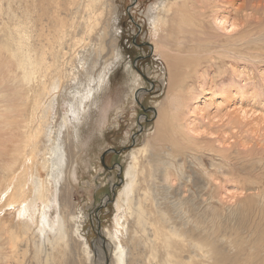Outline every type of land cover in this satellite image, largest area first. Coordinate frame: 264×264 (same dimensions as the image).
<instances>
[{
	"label": "bare ground",
	"instance_id": "obj_1",
	"mask_svg": "<svg viewBox=\"0 0 264 264\" xmlns=\"http://www.w3.org/2000/svg\"><path fill=\"white\" fill-rule=\"evenodd\" d=\"M222 1L159 0L155 3L150 15V33L157 40L155 51L169 64L168 91L174 79L177 80L173 71L174 64L179 68L177 56L186 55L183 68L193 70L199 61L193 53L212 55L216 45L237 49L243 39L261 36L257 27H246L240 34L219 42L215 30H206L205 24L212 20L215 25L224 26L228 21L222 13ZM228 1L233 5L234 0ZM245 1L239 2L235 10L243 13L246 6L254 10L264 3V0ZM113 2L81 0L83 13L75 22L72 14L80 9L76 0H0V214H15L17 229L22 233L32 229L40 233V237L46 235L45 240L52 234L48 245L51 243L53 253L41 257V247H37L38 262L45 260L50 264L49 260L70 252L67 241L70 211L65 199L70 195L68 157L72 156L74 146L68 140L67 130L73 127L70 116L80 119L87 101L106 78L110 58L103 55L108 52L104 33ZM61 9L68 18L65 22L58 13ZM190 13L193 17H189ZM243 16V21L248 22ZM109 43L113 44L111 40ZM98 60L103 61V67L96 68ZM65 85L71 89L68 93L63 91ZM168 98L171 96H166V100ZM158 110L159 120L167 115L165 121L172 125V134L184 139L188 147L189 141L179 122H174L175 118L179 120L176 116L179 108L174 109L172 115L160 106ZM162 127H157L156 134L147 139L143 147H136L130 153L127 180L118 195L115 228L108 233L114 247L110 264H264V232L260 231L253 239L247 235L233 239L226 226L236 215L235 218L240 219L237 229H241L244 218L242 220L237 211L245 201L227 213L219 211L212 201V192L208 193L210 188L205 191L209 181L201 178L195 181V186L200 187V198L195 203L193 193L184 191L187 182L192 181L191 176L185 177L183 163L178 157L168 158L166 155L172 154L162 148V144L168 142L178 156L184 154L181 152L184 145L160 135ZM57 153L61 165L56 167V176L60 178L57 177L59 214L55 222L49 218L47 210L51 205L50 176L55 170ZM64 163L66 167L62 169ZM211 165L220 168L214 162ZM198 166L208 174V168L200 159ZM176 178L178 187L174 189L168 182ZM248 189L243 187L245 191ZM253 197L262 201L264 187L254 192ZM10 221L7 218L0 221V233L7 232L6 242L14 247L18 234ZM249 232L252 235L253 232ZM250 243L254 247L247 252L246 244ZM259 252L262 257L256 261L255 255ZM229 254L231 258L226 259Z\"/></svg>",
	"mask_w": 264,
	"mask_h": 264
},
{
	"label": "rangeland",
	"instance_id": "obj_2",
	"mask_svg": "<svg viewBox=\"0 0 264 264\" xmlns=\"http://www.w3.org/2000/svg\"><path fill=\"white\" fill-rule=\"evenodd\" d=\"M80 1L76 0L79 12L72 14L75 22L80 20L83 13ZM158 1L114 0L113 11L108 14L110 18L104 33L108 52L103 54L104 58H110L107 61L110 66L105 70L106 78L87 101L86 110L80 119L75 115L70 116L73 127L69 126L67 130L68 140L74 146L72 156L68 157L70 195L65 199L70 211L67 240L70 252L64 257L62 255L49 260L50 264L111 263L114 247L109 242L108 233L115 228L116 205L127 180L126 170L132 159L130 153L136 147H143L146 140L156 134L157 127L162 125L160 135L180 146L184 145V151H181L184 154L178 156L168 142L162 144V148L172 154L166 155L168 158L174 159L175 156L183 163L185 177L191 176L192 181H186L184 191L193 193V201L196 203L200 198V187L195 186V181L201 178L209 181L205 191L210 188L208 193L212 192V201L219 211L227 213L245 201L242 205L244 208L240 206L237 211L241 214L240 218H244L241 229L239 227V230H243L237 229L240 219L237 220L236 215L226 224L233 239L241 235L253 239L260 231L264 232V198L257 201L253 197L254 192L264 187V3L254 10L246 6L242 13L235 10L242 0H234L233 5L228 0L222 1V13L228 20L224 22L226 29L208 19L205 24L206 30H215L216 39L221 40L219 42L240 34L246 27H257L261 36H253L252 40L243 39L237 49L216 45V52H212V55L193 53L199 60L193 70L185 71L183 68L186 55L177 56L182 72L174 64L177 80L174 79L168 91L169 64L155 51L157 40L150 33V15ZM58 13L64 22L67 21L62 9ZM242 16L248 22L243 21ZM189 17H193L192 13ZM235 23L237 26H234ZM2 26L5 32V23ZM246 32L244 30L243 33ZM110 40L113 44L109 43ZM102 60H98L96 68L104 66ZM92 70L95 72L94 67ZM63 91L68 93L71 89L65 85ZM168 95L171 98L166 100ZM159 106L167 109L169 115L179 108L176 115L179 120L175 118L174 122H179V127L189 141L188 147L184 139L172 134V125L165 121L167 115L159 120ZM110 148L115 151L105 153L102 163L103 152ZM58 157L60 155L54 158L55 162L53 160L55 170L50 176L51 205L47 210L49 218L55 222L59 214L56 167L61 163ZM199 159L208 168V174H204L203 168L198 166ZM212 162L220 168L213 167ZM65 167L64 163L62 169ZM177 182V178L170 179L168 184L177 189ZM243 187L249 188L248 191L243 190ZM15 216L0 214V221L12 219L10 222L15 226L12 229L18 234L14 248L6 242L7 232L0 233V264H46L45 260L38 262L35 254L38 252L37 247H41V257L53 253L51 243L48 245L52 234L45 240L46 235L41 234L40 237V233L32 229L22 233L17 229ZM75 228L77 231H74ZM249 231L253 232L252 235ZM246 245L247 252L254 247L252 243ZM231 256L229 254L226 259ZM255 257L257 261L262 254L259 252Z\"/></svg>",
	"mask_w": 264,
	"mask_h": 264
},
{
	"label": "water",
	"instance_id": "obj_3",
	"mask_svg": "<svg viewBox=\"0 0 264 264\" xmlns=\"http://www.w3.org/2000/svg\"><path fill=\"white\" fill-rule=\"evenodd\" d=\"M109 151H115V150H113L112 148H110V149H107L106 151H104L103 154H102V157H101V162L102 163H103L104 154L107 153V152H109Z\"/></svg>",
	"mask_w": 264,
	"mask_h": 264
}]
</instances>
